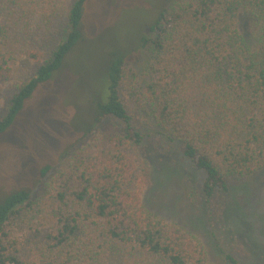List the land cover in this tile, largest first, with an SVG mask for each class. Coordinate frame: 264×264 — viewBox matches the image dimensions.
Returning a JSON list of instances; mask_svg holds the SVG:
<instances>
[{
    "label": "trees",
    "instance_id": "1",
    "mask_svg": "<svg viewBox=\"0 0 264 264\" xmlns=\"http://www.w3.org/2000/svg\"><path fill=\"white\" fill-rule=\"evenodd\" d=\"M92 1L73 0L63 11L56 0H0V82L10 80V63L33 26L55 32L63 17L66 21L49 58L7 98L0 136L82 42ZM155 13L148 28L135 35L134 48L114 49L113 36L107 38V54L98 62L102 93L92 98L94 125H84L77 140L106 121L120 122L122 133H103L59 176L51 227L43 238L33 230L41 241L18 243L6 232L8 223L32 206L31 193L17 190L1 201L0 264H207L195 235L157 219L142 204L151 172L132 152L144 138L124 105L125 67L145 52L152 55L146 82L135 91L139 107L202 174L205 198L227 193L229 181L264 167V0H167ZM251 26L258 29L254 38ZM49 171L43 167L41 178Z\"/></svg>",
    "mask_w": 264,
    "mask_h": 264
},
{
    "label": "rangeland",
    "instance_id": "2",
    "mask_svg": "<svg viewBox=\"0 0 264 264\" xmlns=\"http://www.w3.org/2000/svg\"><path fill=\"white\" fill-rule=\"evenodd\" d=\"M56 1L63 11L73 2ZM166 2L92 1L82 24V42L52 79L38 87L11 129L0 136V203L17 190L29 191L33 202L8 223L6 232L10 239L18 243L41 241L34 237L33 230L43 238L51 227L59 176L81 150L91 148L103 133H122L120 122L106 121L95 126L83 141L77 140L78 131L94 122L92 98H99L102 93L103 68L98 69V62L107 54V38L113 36L109 42L114 49L134 48L135 35L148 28L155 12ZM65 22L63 17L61 28L55 32L33 26L25 37L10 63V80L0 82V117L7 98L49 58L63 37ZM247 23V18L242 20V26ZM250 30V38L258 35L257 28L251 26ZM89 47L85 57H79ZM151 56L145 52L136 60L130 59L123 79L126 111L132 126L144 138V144L132 152L151 172L142 191L143 206L157 219L195 235L206 250L207 264H264V167L249 178L229 181L227 193L205 198L201 194L202 174L180 156L175 144L152 127L135 97L136 89L146 82L144 70ZM45 166L50 171L41 178L40 170Z\"/></svg>",
    "mask_w": 264,
    "mask_h": 264
}]
</instances>
